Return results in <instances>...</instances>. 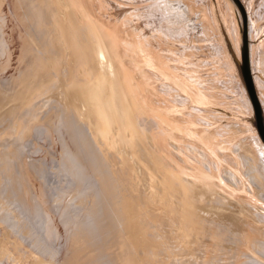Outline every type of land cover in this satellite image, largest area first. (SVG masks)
<instances>
[{
	"label": "rangeland",
	"instance_id": "obj_1",
	"mask_svg": "<svg viewBox=\"0 0 264 264\" xmlns=\"http://www.w3.org/2000/svg\"><path fill=\"white\" fill-rule=\"evenodd\" d=\"M14 1L4 0L0 12H4L2 17L0 15V20L3 19L0 22V34L3 35L0 40L4 42L0 43V49H3L0 52V121H3L0 122L3 124L0 125V241L7 247L5 253L0 251V264H34L35 261L37 264H120L123 260V264H128V246L127 249L124 248V239L116 238L120 235L122 229H118L122 228V223L119 219L112 220L123 199L121 194L124 196L127 192L145 206L149 236L157 245L150 252L147 264H264V154L254 135V111L245 102L244 94L248 93L244 92L246 85L241 70L244 37L238 31L240 20L231 10L228 0H91L90 4V8L101 5V11L114 6L120 7L125 10L123 22H134L135 32L132 36L135 39L128 37V41L135 44L136 53L140 52L128 55L133 69L137 68L135 59L142 60L152 54H157L158 59H161L159 61L167 66L166 75L160 74L153 62L140 67V74L147 87L145 95L154 103L148 107L152 114H140L138 119L150 145L154 146V140L167 144L164 145L166 151L175 159L172 165L179 166L185 174L183 179L191 187V198L197 206V212L189 215L191 218L178 216L177 212L182 208L179 196L170 201V209H174L172 211L177 214H171L170 209L164 208L167 201L162 205L156 200L151 201L147 173L141 164L136 165L139 185L132 191L117 172L121 167L120 162L116 165L111 164V161L98 159L86 124L79 121L62 103L64 85L68 86L72 78H76L80 84L86 79L90 80L89 66L83 62L79 64L82 68L78 66L76 54L62 38L63 32L55 31L54 25L57 24L59 12L50 0ZM122 2L126 4V8ZM245 3L250 16L248 53L253 56L249 55V61L250 64L251 61L253 63L250 65L253 68L251 71L264 102V0H246ZM15 8L17 11L14 12ZM242 19L245 34L243 14ZM62 24L66 26L68 23L62 21ZM23 37H26L25 41L22 40ZM31 38L36 42L37 48L30 44ZM26 41L29 45L25 44ZM21 46L26 47L27 54ZM142 46L145 51L141 49ZM10 50L15 55L11 60L7 57ZM29 51L32 54H28ZM45 60L56 63L51 61L52 67L46 68L41 65ZM258 60L261 65L255 62ZM3 77L6 81H2ZM169 103L175 105V108L170 109L173 111H169L168 117L155 115L157 110ZM150 106L158 108L152 112ZM168 119L181 127L184 123L186 126L183 127H188V132L178 133L174 129L172 133V127L168 128L166 125ZM35 134H41V137H36ZM252 142L257 146L256 151ZM69 145L70 153L67 151ZM246 147H251L252 156L245 153ZM138 151L141 161L147 160L146 149L139 146ZM67 157H74V162L68 164ZM199 167L214 174L217 183L215 190H209L192 177ZM27 172L31 174L38 194L34 197L35 202L28 201L25 203L26 208L21 209L8 198L5 189L9 185L10 176H16L11 180H18L19 176ZM105 185L113 187L111 194H106ZM155 190L159 192L160 188L155 187ZM40 195L43 197L41 202L37 199ZM112 199L117 201L113 203ZM105 206L108 207L107 212ZM113 207L117 209L113 210ZM224 208L232 214L227 210L222 211ZM35 209L49 213L51 219L48 221L51 220L54 227L52 232L46 233V219L27 218ZM108 210L114 215H109L111 212ZM183 216L187 219H183ZM87 217L88 221L85 220ZM116 220L117 224L114 225ZM183 220L186 224L189 222L188 225ZM179 223L188 226L187 229L186 226L181 228ZM89 226L96 233L90 231ZM190 227L195 230H190ZM242 227L248 230L251 228L252 231H249L255 234L250 245L255 249H245ZM184 229L188 232H184L186 236L183 237ZM187 233L193 235L190 234L189 239L185 238ZM98 234L101 240H97V244L99 242L100 246L96 244ZM118 239L121 245L117 242ZM255 241L257 245L261 244L256 246L253 243ZM65 248L69 250L68 255L65 254ZM118 249H122L121 252ZM252 250H255V255ZM122 251L124 257L121 255ZM244 258H248V262Z\"/></svg>",
	"mask_w": 264,
	"mask_h": 264
},
{
	"label": "bare ground",
	"instance_id": "obj_2",
	"mask_svg": "<svg viewBox=\"0 0 264 264\" xmlns=\"http://www.w3.org/2000/svg\"><path fill=\"white\" fill-rule=\"evenodd\" d=\"M6 1V0H5ZM20 2L19 0H15L14 2ZM51 4L54 5L58 12V21L57 24L54 25L55 26V31L57 32V30H61L63 32L62 34V38L65 39V41L68 43V45H70L69 48H71V50H73V53L76 54L75 56L77 57V64L79 66V64H81L82 62L85 63L87 66H89L90 68V75L88 82H86V80L84 82L80 81L77 82V79L72 78L71 82L68 84V86H65V93L62 94L64 95V97L62 96V98H64V101H62L63 105L69 110L71 111V113L74 114V116L81 122L85 123L87 128H88V133L90 135V138L92 139V143L94 145V147L97 150L98 153V159H100L101 161H111V164L113 163H118L120 162L121 166L120 168H118L119 174L122 176V178L124 179V181L126 182V184H128V186L130 187V189L133 191L135 190L138 185H139V179H137L138 177V172L136 170V165L137 163L141 164L143 169L146 171L147 173V178H148V183L151 189V195H150V199L152 202H154L155 200L160 204H164L165 201H167V203H165V207L164 208H168L170 209L172 207L171 204V200L176 196H179V199L181 197V207L180 210L182 209L183 211L178 210L177 213H181V215L178 214V216L184 215L186 217H190L189 215L191 213L195 214L197 212V206L195 205V203L192 201V189L191 187L187 184V182L183 179V172L181 170V168L179 166L175 167L174 165H172V163L175 161L174 158H172V156H170L168 154V152L166 151L165 147L167 146V144H160L158 141L156 142L154 140V146L152 147L150 145V143L147 140V136L146 133L141 129L140 125H139V119L138 116L140 114L143 113H151V110L148 109L149 105L152 103L151 101L148 100V98L146 97V84L144 82V80L142 79V75L140 74V67L141 66H146L148 63H155V65L158 67V71L160 74L162 75H166L168 73V69L166 64L162 63L161 59H158L157 54H152L149 55L148 57L146 56L145 58H143L142 60H138L135 59V65L137 66L136 69H133L128 61V55L129 54H137L139 52H135V50L137 49V47L135 46V44L133 42H129L128 41V37L131 38L132 40H134L135 38H133L132 35L133 32H135V25L134 22L131 20H128L126 23L123 22V13L125 10H123L120 7L114 6L112 8H109V10L105 11L102 9V11L106 12L104 14H102L101 12V5H93V8H90V4L92 3L91 0H50ZM100 1V0H99ZM102 1V0H101ZM104 1V0H103ZM241 4V6L243 7L244 12L242 11V9L240 8V6L237 3V0H228L229 2V6L230 8H232L231 10L233 12H235L237 14L238 19L240 20V29L238 31H241L242 36L244 37V42H245V51L247 50V37L248 32H249V25H250V16H249V12H248V8H246V0H238ZM13 2V3H14ZM17 2V3H18ZM106 2V1H105ZM103 3V2H102ZM123 3V2H122ZM16 4V3H15ZM14 4V5H15ZM19 4V3H18ZM16 4V5H18ZM95 4V3H94ZM101 4V3H100ZM106 3H104L105 5ZM118 4V3H117ZM114 4V5H117ZM124 4V3H123ZM175 4V3H174ZM4 5V0H0V12L1 9L3 8ZM103 5V4H102ZM110 5V4H109ZM121 6V3L119 4ZM118 5V6H119ZM125 5V6H124ZM122 6H124L126 8V4H124ZM162 6V5H161ZM17 7V6H16ZM19 7V5H18ZM51 7V5L49 6ZM106 7V6H105ZM104 7V8H105ZM20 8V7H19ZM18 8V9H19ZM22 8V7H21ZM47 8V7H46ZM124 8V9H125ZM162 8V7H161ZM176 8V7H175ZM43 9V8H42ZM16 8L14 9L15 12ZM169 10V9H168ZM17 11V10H16ZM20 11V9H19ZM167 11V10H166ZM18 13V12H17ZM108 13V14H107ZM168 13V12H167ZM4 15L3 13H0V15ZM22 14V13H20ZM190 14V13H189ZM193 14V13H192ZM203 14V12L201 13ZM242 14L244 16V31L245 34L243 32V26H242ZM1 15V17H2ZM19 15V13H18ZM16 15V16H18ZM53 17L55 16V14H52ZM15 16V15H13ZM23 16V15H22ZM104 16V17H103ZM159 16V15H158ZM165 16V15H164ZM174 16V15H173ZM178 16V15H177ZM19 17V16H18ZM17 17V18H18ZM21 17V16H20ZM123 17V18H122ZM141 17V16H140ZM167 17V16H166ZM236 17V16H235ZM254 17V16H253ZM252 17V18H253ZM6 18V16L4 17ZM24 18V17H23ZM143 18V16H142ZM173 18V17H172ZM176 18V17H175ZM141 19V18H140ZM160 19V18H159ZM168 19V18H167ZM166 19V20H167ZM183 19V18H182ZM235 19V18H234ZM3 19L0 20V22ZM24 20V19H23ZM22 20V21H23ZM53 20V19H52ZM55 20V18H54ZM142 20V19H141ZM170 20V19H169ZM173 20V19H172ZM186 20V19H185ZM184 20V22H185ZM6 21V20H4ZM20 21L21 20H17ZM62 21H65V23H68L66 26L67 28H65L62 24ZM145 21V20H144ZM154 21V20H153ZM181 21V20H180ZM9 22V21H8ZM53 22V21H52ZM56 22V21H54ZM179 22V21H178ZM237 22V21H236ZM22 23V22H21ZM165 23V22H164ZM169 23V22H168ZM1 24V23H0ZM11 24V23H9ZM54 24V23H53ZM166 24V23H165ZM170 24V23H169ZM180 24V23H179ZM3 25V24H2ZM21 25V24H20ZM173 25V24H172ZM248 25V28H247ZM23 26V24L21 25ZM169 26V25H168ZM189 26V25H188ZM194 27V26H193ZM251 27V26H250ZM24 28V27H23ZM52 28V27H51ZM239 28V27H238ZM2 29V28H0ZM174 30V29H173ZM3 31V30H1ZM58 31V32H59ZM57 32V33H58ZM61 32V33H62ZM179 32V31H178ZM214 32V31H213ZM252 32V31H251ZM56 33V34H57ZM5 34V33H3ZM21 34V33H20ZM19 34V36H20ZM55 34V35H56ZM138 34V33H137ZM2 34H0L1 36ZM23 34H21L22 36ZM59 35V34H58ZM57 35V36H58ZM176 35V34H175ZM25 36V35H24ZM51 36V35H50ZM3 35L0 37L2 38ZM60 37V36H59ZM58 37V38H59ZM136 37V36H135ZM26 37H23V41H25ZM61 38V40H63ZM19 39V38H18ZM50 39V38H49ZM2 40H0V43ZM21 41V40H19ZM64 41V40H63ZM28 41L25 42V44ZM30 44H32V46H35L36 48L38 47L36 42L31 38L30 39ZM140 42V41H139ZM138 42V43H139ZM61 43V42H60ZM153 43V42H152ZM242 43V41H241ZM24 44V45H25ZM144 44V42H143ZM141 43V45H143ZM1 45V44H0ZM9 45V44H8ZM27 45H29L27 43ZM27 45H25L26 47H28ZM63 45V44H62ZM139 46V45H137ZM6 47V46H5ZM23 47V51L25 48V52L27 51L26 47ZM136 47V49H135ZM141 47V46H140ZM139 47V48H140ZM1 48V47H0ZM8 48V47H7ZM251 48V47H250ZM254 48V47H253ZM5 49V48H4ZM21 49V48H19ZM18 49V50H19ZM29 49V47H28ZM143 49V46L142 48ZM257 50V48H255ZM3 49H0V52ZM140 50V49H138ZM144 50V49H143ZM141 50V52L143 51ZM252 50V49H251ZM145 51V50H144ZM244 51V53H245ZM249 52V51H248ZM2 53V52H1ZM31 53V51L28 52V54ZM45 53V52H44ZM244 53L242 51V63H241V70L245 71L246 69H248V64L247 62L244 60ZM252 53V51L250 52ZM22 54V52L20 53ZM27 54V52H26ZM32 54V53H31ZM37 54V52H36ZM257 54V53H256ZM1 55V54H0ZM24 55V53H23ZM50 55V54H49ZM250 55V54H249ZM254 55V54H253ZM263 55V54H262ZM20 56V55H19ZM18 56V57H19ZM26 56V55H25ZM38 56V55H37ZM134 56V55H133ZM252 56V55H250ZM11 59H13L15 57L14 55V51L10 50L8 56ZM50 57V56H49ZM57 57V56H56ZM253 57V56H252ZM26 58V57H25ZM23 58V59H25ZM132 58V56H131ZM250 58V57H249ZM257 58V56H256ZM256 58L254 60H256ZM20 61V58H18ZM251 59V58H250ZM249 59V60H250ZM42 60V59H41ZM58 60V59H57ZM9 61V60H8ZM18 61V60H17ZM23 61V60H22ZM53 61V60H51ZM51 61L49 60H45L43 64H41L42 66H45L46 68H51L52 64ZM262 61V60H261ZM7 62V61H6ZM5 62V63H6ZM10 62V61H9ZM24 62V61H23ZM34 62V61H33ZM54 62V61H53ZM81 62V63H80ZM260 62L258 61H255ZM2 63V62H1ZM15 63V61H14ZM20 63V62H19ZM18 63V64H19ZM22 63V62H21ZM36 63V60H35ZM38 63V62H37ZM56 63V61L54 62ZM82 63V64H83ZM251 64L252 61H251ZM250 64V65H251ZM264 64V62L262 63ZM5 65V64H4ZM57 65V64H56ZM256 65V64H255ZM261 65V64H260ZM3 66V64H2ZM6 66V65H5ZM17 66V65H16ZM19 66V65H18ZM75 66V65H74ZM81 66V65H80ZM79 66V67H80ZM8 67V66H7ZM6 67V69H7ZM21 67V66H20ZM251 67V66H250ZM5 68V67H4ZM10 68V67H9ZM38 68V67H37ZM55 68V66H54ZM82 68V66H81ZM260 68V67H259ZM15 69V68H14ZM253 69V68H251ZM5 70V69H4ZM27 70V68H26ZM39 70V69H38ZM259 71V70H257ZM261 73V71H259ZM14 73V72H13ZM261 75V74H260ZM85 76V75H84ZM242 76H243V72H242ZM74 77V76H73ZM76 77V76H75ZM251 77L253 79L254 82V86L256 88V91L258 93V97L260 99L261 105H262V109L264 112V102L262 100V93L258 90V87H256L255 85V79L254 76L252 74L251 71ZM262 77V76H261ZM175 78V77H173ZM263 78V77H262ZM244 79V78H243ZM5 78L3 77L4 81ZM257 80V79H256ZM260 80V79H259ZM6 81V80H5ZM242 82V81H241ZM260 83V82H259ZM243 85V83H242ZM245 85V84H244ZM234 86V85H233ZM20 87V86H19ZM246 88V87H245ZM247 90H244V92H246ZM36 92V91H35ZM37 93V92H36ZM35 93V94H36ZM143 95V97H142ZM245 98H246V104H248L247 106H249L250 110L253 112L252 110V106L251 103L249 101L248 95L244 94ZM35 97V96H34ZM61 97V96H60ZM61 98V99H62ZM13 99V98H12ZM6 100V99H5ZM154 103V102H153ZM152 103V104H153ZM153 106V105H152ZM151 107V106H150ZM156 107V106H154ZM161 107V106H160ZM152 108V112L153 109L157 108ZM171 108H175V105L173 104H168L166 106H163L160 110H157L155 115L158 116H169V111H173L170 110ZM254 113V112H253ZM250 114V113H249ZM254 115V114H252ZM153 116V115H151ZM150 116V117H151ZM255 118V117H254ZM155 119V118H154ZM148 120V119H147ZM1 122V121H0ZM3 122V121H2ZM1 122V123H2ZM5 122V121H4ZM7 122V121H6ZM5 122V123H6ZM33 123V122H32ZM167 127L171 128L172 130H176V132H188L187 129L188 127L184 128V126H186L184 123L182 124V127L180 124H175L174 122H172L170 119H168V121L166 122ZM29 124V123H28ZM153 124V123H152ZM3 125V124H0ZM180 125V126H179ZM253 125V124H252ZM188 126V125H187ZM190 126V125H189ZM2 126H0L1 129ZM28 127V126H27ZM42 127V126H41ZM34 128V127H33ZM40 128V127H39ZM43 128V127H42ZM249 128V127H248ZM36 129V128H35ZM186 129V130H185ZM253 129V128H252ZM18 130V129H17ZM43 129H41V133ZM45 130V128H44ZM174 130V131H175ZM245 130V129H244ZM174 131H172V133H174ZM17 132V131H16ZM39 132V130H38ZM250 132V131H249ZM37 133V132H36ZM46 133V130H45ZM252 133V132H251ZM151 134V133H150ZM184 134V133H183ZM186 134V133H185ZM36 137H41V134H39V136H37V134H35ZM44 135V134H43ZM190 135V133L188 134ZM254 135L256 136V139L260 142V149L262 150V153L264 154V143L261 141L259 135L257 134L256 129L254 128ZM16 137V135H14ZM151 136V135H150ZM191 136V135H190ZM51 137V136H50ZM52 138V137H51ZM161 138V137H160ZM163 138V137H162ZM161 138V139H162ZM41 139V138H40ZM155 139V138H154ZM158 139V138H157ZM255 139V141H256ZM150 140V139H149ZM163 140V139H162ZM165 140V139H164ZM251 140V139H250ZM39 141V140H38ZM254 142V141H253ZM252 142V144H253ZM258 143V142H257ZM259 144V143H258ZM166 145V146H164ZM139 146H143L146 151H147V160L145 161H141L140 159V155H139ZM34 147V146H33ZM37 147V146H36ZM55 147V146H54ZM253 147L255 148L256 151V147L253 144ZM35 148V147H34ZM169 148V147H168ZM37 149V148H36ZM71 150V146L69 145L67 147V151L68 153H70L69 151ZM145 151V153H146ZM244 151L246 154L251 155L252 156V152H251V147L249 148H244ZM39 152V151H38ZM117 152V153H116ZM121 153V155H117L119 153ZM127 152V153H126ZM260 153V152H259ZM36 154V153H35ZM34 154V155H35ZM262 154V155H263ZM73 156V155H72ZM215 156V155H214ZM254 157V156H253ZM72 158V157H71ZM69 157H67L69 163H73L74 162V157L73 159H71ZM258 158V157H257ZM264 158V157H263ZM262 159V158H260ZM99 160V161H100ZM263 160V159H262ZM91 161V160H90ZM89 161V162H90ZM172 161V162H171ZM98 162V161H97ZM94 164V163H93ZM97 164V163H96ZM109 164V162H108ZM176 164V163H175ZM25 165V164H24ZM88 165V164H87ZM86 165V166H87ZM92 165V164H91ZM117 165V164H116ZM85 166V165H84ZM100 166V163H99ZM102 166V165H101ZM106 166V165H105ZM110 166V164H109ZM113 166V165H112ZM262 166V165H261ZM25 167V166H24ZM95 167V166H94ZM114 167V166H113ZM141 167V168H142ZM115 168V167H114ZM84 170V169H83ZM114 170V169H113ZM116 170V169H115ZM186 170V169H185ZM28 171V170H27ZM104 171V170H103ZM82 172V171H81ZM84 172V171H83ZM102 172V171H101ZM116 172V173H117ZM100 173V171H99ZM106 173V172H105ZM113 173V172H112ZM263 173V172H262ZM98 174V173H97ZM104 174V173H103ZM108 174V173H107ZM13 175V173H12ZM16 175H18L16 173ZM101 175V173H100ZM105 175V174H104ZM103 175V176H104ZM109 176L111 175L110 173L108 174ZM107 175V176H108ZM185 175V174H184ZM213 173L208 172L206 169H204L203 167H199V169H195L194 171V175L192 176L196 181H198V183H200L203 186H206L209 190H215L217 183H216V179L215 176L213 177ZM10 176V175H9ZM106 176V178H107ZM108 176V178H109ZM115 176V175H114ZM264 176V175H263ZM16 176H10V182L9 185L7 184V189H5V191L8 193V198L15 204V206L17 208H26L25 207V203H27L28 201L34 200V197L37 196V187L33 184L32 182V176L30 173L27 172V174H24L22 176L18 177V180H11L12 178H14ZM100 177V176H99ZM188 177V176H187ZM97 178V177H96ZM101 178V177H100ZM103 178V177H102ZM107 178V179H108ZM111 178V177H110ZM116 178V177H115ZM114 178V179H115ZM99 179V178H98ZM105 179V178H104ZM117 179V178H116ZM83 180V178H82ZM109 180V179H108ZM118 180V179H117ZM116 180V181H117ZM227 180V179H226ZM84 181V180H83ZM110 181V180H109ZM119 181V180H118ZM104 182V181H103ZM102 182V183H103ZM107 182V181H105ZM112 182V181H111ZM189 182V180H188ZM117 183V182H116ZM100 184V183H99ZM107 184V183H105ZM109 184V183H108ZM227 184V183H226ZM38 185V184H37ZM110 185V184H109ZM119 185V184H118ZM124 185V184H122ZM101 186V184H100ZM104 186V185H103ZM102 186V187H103ZM106 186V185H105ZM98 187V186H97ZM110 187V186H109ZM108 186H106V194H109L111 192V188H113L111 186V188H109ZM119 187V186H118ZM155 187H159L160 191H156ZM121 188V187H120ZM125 188V187H124ZM118 189V188H117ZM115 190V189H114ZM121 190V189H120ZM126 190V188H125ZM138 190V189H137ZM127 192V191H126ZM100 193V192H98ZM114 193V192H113ZM128 193V192H127ZM126 193V194H127ZM133 193V192H132ZM111 194V193H110ZM116 194V193H115ZM120 194V193H119ZM121 194L123 199H121V204L119 207H116L117 211L115 212L116 214L114 215L113 212H111L110 210H108L109 212L113 213V219H119L120 223H122V228L120 227L119 230L120 231V235L119 239H124L122 241V245L124 246V248L128 246V251L129 254H127V252H125V256L128 257L127 259V263L128 264H147L148 258H149V254L152 250H154L155 245L154 244V239L150 238L149 236V231H150V227H149V223L147 224V221L145 220V218L147 217L145 214V206H143L137 199L136 197L134 198L133 196H131L130 194ZM99 195V194H98ZM114 195V194H112ZM134 195V194H133ZM135 195L137 196V194L135 193ZM111 196V195H110ZM114 197V196H111ZM99 198V197H98ZM115 198V197H114ZM178 198V197H177ZM211 198V197H210ZM39 202L43 201V197L40 195L39 198H37ZM173 199V200H175ZM105 200V199H104ZM172 200V201H173ZM111 202V200H108ZM114 201H117V199H112V202L115 203ZM177 201V200H176ZM35 202V200H34ZM112 203V204H113ZM117 203V202H116ZM118 203L119 200H118ZM101 204V202H100ZM103 204V203H102ZM109 204V203H108ZM207 204V201H206ZM152 205V204H150ZM171 205V206H170ZM104 208V207H103ZM108 208L105 206V209ZM114 207L112 208L113 210L115 209ZM222 209V208H221ZM225 209V210H224ZM222 211H226L231 215L232 213L230 211H228L227 208H224ZM20 210V209H19ZM102 210V209H101ZM171 210V214L175 213V211H172L174 209H170ZM36 211V212H35ZM147 211V210H146ZM180 211V212H179ZM23 212V211H22ZM26 212L28 213V211L26 210ZM107 212V209H106ZM149 212V211H148ZM170 212V211H169ZM185 212V213H184ZM103 213V212H102ZM175 213V214H177ZM25 214V211H24ZM106 214V213H105ZM104 214V215H105ZM192 214V215H193ZM191 215V216H192ZM34 217V219H46V233H50L52 232V230L54 229V227L52 226V222L48 221V219H51L49 213H44V212H40V210H32L31 213H29L28 217ZM107 216V215H105ZM104 216V218H105ZM168 216V215H167ZM183 216V219H185ZM101 217V216H100ZM179 217V218H181ZM234 217V216H233ZM25 217V219H27ZM178 218V217H177ZM191 218V217H190ZM101 219V218H100ZM109 219V216H108ZM150 219V218H147ZM182 219V218H181ZM187 219V218H186ZM85 220L88 221V217L85 218ZM151 220V219H150ZM174 220V219H173ZM264 220V219H263ZM103 221V220H102ZM105 221V220H104ZM103 221V222H104ZM111 221V219L109 220ZM118 221V223H119ZM102 222V224H103ZM113 223L115 221H112ZM181 222V220H180ZM197 222V221H196ZM109 223V222H108ZM111 223V222H110ZM112 223V224H113ZM152 223V222H151ZM183 223H185V221L183 220ZM183 223H179L180 226ZM189 223V222H188ZM188 223L186 225H188ZM90 224V223H89ZM105 224V223H104ZM117 224V220L116 223H114V225ZM153 224V223H152ZM151 224V225H152ZM157 222H155L154 225H156ZM209 224V223H208ZM110 225V224H109ZM108 225V226H109ZM113 225V227H115ZM184 225V224H183ZM185 227V226H183ZM203 225V224H202ZM45 226V228H46ZM120 226V224H119ZM153 226V225H152ZM193 227H195L192 224ZM191 226V227H192ZM197 226V225H196ZM53 227V229H52ZM99 227V226H98ZM105 227V226H104ZM110 227V226H109ZM154 227V226H153ZM188 226H186L185 228L187 229ZM191 227L189 228L190 230ZM200 227V226H199ZM90 231L92 230L93 232L96 233L95 230H93L90 226ZM107 228V227H106ZM119 228V227H118ZM202 228V227H201ZM207 228V227H206ZM155 229V228H154ZM97 230V229H96ZM152 230V229H151ZM189 230V231H190ZM195 230V228H194ZM192 230V231H194ZM242 243L244 246H246L245 249H247L249 247V249L254 248L253 246L250 247V245L252 244V241L254 239V235L249 231L251 230V228L248 230V228L246 227H242ZM114 231V229H113ZM116 231V230H115ZM182 231V230H181ZM186 231L188 232V230H183V237L186 236ZM252 231V230H251ZM101 232V231H100ZM117 232V231H116ZM122 232V233H121ZM171 232V231H170ZM185 232V233H184ZM196 232V231H195ZM202 232V231H201ZM213 232V231H211ZM256 232V230H255ZM92 233V232H91ZM99 233V232H98ZM118 233V232H117ZM45 234V233H44ZM103 234V233H102ZM111 234V233H110ZM122 234V235H121ZM191 233H187V237L188 238L191 237ZM212 234V233H211ZM115 235V234H114ZM151 235V234H150ZM190 235V236H189ZM203 235V234H202ZM47 236V235H46ZM99 238L96 239V244H97V240H101L100 235L98 234ZM107 236V235H106ZM105 236V237H106ZM118 236V235H117ZM123 238H121V237ZM198 236V235H197ZM218 236V235H217ZM108 237V236H107ZM111 237V235H110ZM211 237V236H210ZM209 237V238H210ZM256 237V236H255ZM261 237V236H260ZM259 237V239H260ZM264 237V235H263ZM184 238V239H185ZM199 238V237H198ZM204 238V237H202ZM212 238L215 239V237L212 236ZM217 238V237H216ZM257 238V237H256ZM48 239V238H47ZM57 239V238H56ZM104 239V238H103ZM107 239V238H106ZM105 239V240H106ZM119 239L117 240V242L119 241ZM183 239V238H182ZM258 239V240H259ZM109 240V238H108ZM179 240V239H178ZM187 240V239H185ZM212 240V239H211ZM219 240V237H218ZM262 240V239H261ZM264 240V239H263ZM262 240V241H263ZM107 241V240H106ZM114 241V239H113ZM184 240H182L183 242ZM189 240H187L188 242ZM221 241V240H219ZM260 241V240H259ZM185 242V241H184ZM190 242V241H189ZM188 242V243H189ZM217 242V241H216ZM120 245L121 243L118 242ZM186 243V242H185ZM253 243H256L253 242ZM263 243V242H262ZM93 244V243H91ZM110 243H108L109 245ZM164 244V243H163ZM187 244V243H186ZM261 244V243H260ZM259 244V245H260ZM99 245V242L98 244ZM96 245V246H97ZM102 245V244H101ZM256 243V246H259ZM264 245V244H263ZM100 246V245H99ZM104 246V244H103ZM116 246V245H115ZM114 246V247H115ZM122 246V249H123ZM102 247V246H101ZM100 247V248H101ZM199 247V246H198ZM243 247V246H242ZM6 245L0 241V251L4 252L7 250L6 249ZM86 248V247H85ZM120 248V247H119ZM244 248V247H243ZM91 249V248H90ZM97 249V248H96ZM112 249V248H111ZM110 249V250H111ZM115 249V248H113ZM120 249V250H122ZM242 249V248H241ZM249 249H247L248 251H250ZM255 249V248H254ZM262 249V248H260ZM264 249V248H263ZM100 250V249H99ZM99 250L97 252H99ZM107 250V249H106ZM119 249L118 251L121 252ZM194 250V249H193ZM246 250V251H247ZM65 254L68 255V248L64 249ZM82 251V250H81ZM103 251V250H102ZM109 251V250H108ZM108 251L107 254H108ZM117 251V252H118ZM125 251V249L123 250ZM122 251V253H123ZM157 251V250H156ZM233 251V250H232ZM245 251V250H244ZM243 251V252H244ZM261 251V250H260ZM263 251V250H262ZM253 252V250H252ZM255 252V250H254ZM253 252V253H254ZM3 253V255H5ZM96 253V252H95ZM121 255L123 256L124 253ZM247 253V252H246ZM261 253V252H259ZM1 254V253H0ZM64 254V255H65ZM82 254V253H81ZM93 253H91L92 255ZM97 254V253H96ZM114 254V253H113ZM110 254V255H113ZM118 254V253H115ZM240 254V253H239ZM245 254V253H244ZM263 254V252L261 253ZM10 255V254H9ZM90 255V254H89ZM94 255V254H93ZM106 255V254H105ZM120 255V256H121ZM162 255V254H161ZM165 255V254H164ZM170 255V254H169ZM177 255V254H176ZM248 255V253H247ZM250 255V254H249ZM255 255V253H254ZM260 255V254H258ZM256 255V257L258 256ZM32 256V255H31ZM78 256H81L78 254ZM95 256V255H94ZM93 256V257H94ZM120 256L118 258H120ZM121 256V257H122ZM207 256V255H206ZM216 256V255H215ZM243 256V255H242ZM66 257V256H65ZM97 257V255H96ZM124 257V256H123ZM122 257V260H123ZM125 257V258H127ZM248 257V256H247ZM250 257V256H249ZM254 257V256H253ZM1 258V255H0ZM3 258V257H2ZM76 258V257H75ZM90 258V257H88ZM106 258H109V256H107ZM111 258V257H110ZM116 259V263L117 260ZM251 258V257H250ZM87 259V258H86ZM245 259V258H244ZM254 259V258H253ZM252 259V260H253ZM261 259V258H260ZM91 260V259H90ZM104 260V259H103ZM107 260V259H105ZM104 260V261H105ZM207 260V259H206ZM224 260V259H223ZM243 260V259H242ZM246 260V259H245ZM244 260V261H245ZM250 260V259H249ZM251 260V262H253ZM256 260V259H255ZM108 261V260H107ZM106 261V262H107ZM120 261V259H119ZM124 261V260H123ZM122 263L120 264H123ZM248 262V258L246 260ZM245 261V262H246ZM260 261V260H259ZM262 261V260H261ZM154 262V261H153ZM216 262V261H214ZM213 262V263H214ZM237 262V260H236ZM246 262V263H247ZM167 263V262H166ZM255 263V262H254ZM257 263V262H256ZM259 263V262H258ZM257 263V264H258ZM263 263V262H262ZM34 264H37V261H35ZM41 264V262H40ZM90 264V263H89ZM99 264V263H98ZM106 264V263H105ZM112 264V263H111ZM170 264V262H169ZM252 264V263H251Z\"/></svg>",
	"mask_w": 264,
	"mask_h": 264
},
{
	"label": "water",
	"instance_id": "obj_3",
	"mask_svg": "<svg viewBox=\"0 0 264 264\" xmlns=\"http://www.w3.org/2000/svg\"><path fill=\"white\" fill-rule=\"evenodd\" d=\"M238 5L243 10V7L241 6L240 2L237 0ZM244 51H245V45H244ZM244 53V52H243ZM244 60L248 64V69H246L243 72V78L246 85V90L251 102V105L253 107L254 116H255V127L257 130V133L261 139V141L264 143V112L262 109V105L260 102V99L258 97V93L256 91V88L254 86L253 79L251 77V67H250V61H249V53H248V43H247V50L244 53Z\"/></svg>",
	"mask_w": 264,
	"mask_h": 264
}]
</instances>
